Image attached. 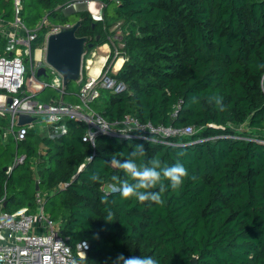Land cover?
Returning <instances> with one entry per match:
<instances>
[{
    "label": "trees",
    "instance_id": "obj_1",
    "mask_svg": "<svg viewBox=\"0 0 264 264\" xmlns=\"http://www.w3.org/2000/svg\"><path fill=\"white\" fill-rule=\"evenodd\" d=\"M37 1L48 19L67 0ZM103 2L102 21L77 11L76 35L94 47L105 44L113 5L123 44L114 58L111 48L104 66L123 58L111 75L126 88L99 93L102 106L94 109L107 121L130 114L153 125H190L193 132L170 143L100 134L92 145L83 140L84 123L73 119L53 138L32 128L15 144L23 164L36 156L37 189L31 206L18 208L32 211L42 187L47 196L60 195L57 227L72 248L87 243V264H114L120 254L155 255L159 264H190L193 257L197 264H264V0ZM21 7L22 20V0ZM0 9L12 18V0H0ZM39 31L46 28L36 40ZM67 85L62 97L74 95ZM137 144L145 148L138 162L158 158L187 169L179 188L165 181L163 204L120 194L121 180L133 178L119 165ZM9 165L0 169L6 212L14 211L15 186L26 181L12 175L20 164L6 173Z\"/></svg>",
    "mask_w": 264,
    "mask_h": 264
},
{
    "label": "built area",
    "instance_id": "obj_2",
    "mask_svg": "<svg viewBox=\"0 0 264 264\" xmlns=\"http://www.w3.org/2000/svg\"><path fill=\"white\" fill-rule=\"evenodd\" d=\"M12 2L14 28L7 31L6 26L9 23L0 18V118L6 120V125H0L3 127L0 141L11 138L17 144L25 139L30 129L36 128L39 131V127H42L39 132L42 136L53 138L65 132L66 119L84 123L86 128L83 140L89 141L92 145L95 137L100 134L170 143V139L174 137L190 135L193 132L194 128L190 125H153L150 122H141L130 114L107 121L95 111L90 102L99 96L101 88L108 89L111 93H120L126 88L122 81L111 75V72H115L114 64L117 59L104 66L109 54L95 76L85 74L83 80L81 71L76 93L79 103H66L62 99L58 102L36 100L35 94L46 87L54 88L62 95L65 86L61 75L49 66L41 55L45 45L38 50L40 51L38 55V48L33 50L31 44L38 37V29L46 28L43 34L45 44L50 33L70 24L49 25L45 15L36 28L29 29L20 18L21 0ZM81 5L93 21L103 20L105 6L103 0H67L63 4V11L68 8L76 9ZM2 43H5L4 46ZM105 44L113 48L116 57L117 49L109 37ZM90 54L91 58L96 56L94 51ZM40 66L45 67V76L51 75L50 81L37 75ZM85 66L87 68L88 60ZM22 114L31 117L32 120L19 125L18 118ZM37 123L40 125L36 126ZM24 160V154L15 153L12 163L6 168V173H10L13 167ZM81 167L82 165L79 168ZM65 185L67 183L61 186ZM5 196V192L0 194V264H87L84 261L87 243L79 241L74 248L67 243V236L59 231L52 219L44 215L39 194L35 197L39 208L35 213L30 212L26 206L12 212L2 210Z\"/></svg>",
    "mask_w": 264,
    "mask_h": 264
},
{
    "label": "rangeland",
    "instance_id": "obj_3",
    "mask_svg": "<svg viewBox=\"0 0 264 264\" xmlns=\"http://www.w3.org/2000/svg\"><path fill=\"white\" fill-rule=\"evenodd\" d=\"M22 6H23V16L22 20L24 24L27 26L29 29H34L36 26L39 24V22L42 20V18L46 14V10H44L41 6V4L37 0H22ZM113 5L111 4L108 7V14H109V19L111 20L112 24L110 27V34L109 38L113 41L114 46L116 47L117 53L119 52L120 48L122 47V37L123 33L121 30V20L114 21L113 19ZM76 12L73 13H68L65 14L63 11L62 12H56L53 15H48V24H59V22L64 23L67 20L69 23H72V21H75L77 19ZM39 38L36 40L34 43L35 47H40L42 48L44 45V35L42 32L39 31ZM5 43H2V46H4ZM38 48V49H40ZM111 50V46L107 44H102V45H97L94 48H92L90 51H88L83 59V68L85 70V65L87 64V60L91 58V52L94 51L95 54L100 55V54H109ZM39 52L37 54L39 55ZM44 55V52L41 54ZM117 55V54H116ZM113 58H114V52H113ZM121 58V57H118ZM92 60L96 59L91 58ZM123 62V58H121ZM117 62V61H116ZM122 62L120 65H122ZM26 68L28 70V64L26 63ZM120 68V67H119ZM85 74V71H84ZM41 79H45L47 81H50L51 75L48 74L47 76H41ZM78 91V84L77 82H71L67 85L66 92H72L74 93L73 96L71 95H64L62 97L61 93L58 90H52L51 88H46L45 90L41 92H37L35 94L36 100L43 101V102H50L51 100L54 102H58L59 100H63L66 103H79L80 100L76 96V93ZM100 93L102 96L107 97L111 92L108 89L101 88ZM97 98L92 100L90 102L91 107L94 109L99 110V106L101 105L102 101H98L96 103ZM98 104V105H97ZM102 106V105H101ZM95 110V109H94ZM96 111V110H95ZM6 120L4 118H0V125H5ZM36 126L40 125L39 123L35 124ZM39 127V132H40ZM3 127H0V132L2 131ZM18 150L19 153H21L20 149H16V144L14 141L9 138L6 141H0V169L3 168L4 166L11 164L13 161V155L14 153ZM34 161H36V156L33 158H28L26 162L23 164H20L18 167H16L12 173L13 177H19L23 176L25 177L26 181L21 183L20 185H16L14 190V198L11 200L9 203V208L11 210H15L21 205H27L31 206L29 204L32 203L34 193L36 192V186L35 183L37 182L38 179V173H37V166L34 164ZM12 187H9V192H11ZM41 193L43 199V206L42 210L45 216L49 217L55 222V225L57 226L61 221L59 220L58 216V209H59V200H60V195H49L47 196V193L41 188ZM39 210L37 203L35 202V208H33L32 211L30 212H37Z\"/></svg>",
    "mask_w": 264,
    "mask_h": 264
},
{
    "label": "clouds",
    "instance_id": "obj_4",
    "mask_svg": "<svg viewBox=\"0 0 264 264\" xmlns=\"http://www.w3.org/2000/svg\"><path fill=\"white\" fill-rule=\"evenodd\" d=\"M217 103H220L219 99H217ZM144 151V146L137 144L130 153V158L120 163L119 166L133 178L131 182L127 179L121 180L120 194L124 198L135 197L140 202L150 200L157 204H163L165 181L172 189L179 188L187 176V169L180 162L162 164L158 158H152L147 162L143 160L138 162L137 157H143ZM101 199L106 200L107 196H103ZM114 264H159V259L155 255L125 257L120 254Z\"/></svg>",
    "mask_w": 264,
    "mask_h": 264
},
{
    "label": "water",
    "instance_id": "obj_5",
    "mask_svg": "<svg viewBox=\"0 0 264 264\" xmlns=\"http://www.w3.org/2000/svg\"><path fill=\"white\" fill-rule=\"evenodd\" d=\"M73 10L75 9L68 8L64 13L68 14ZM78 10L85 8L81 5ZM80 24L81 20L78 19L68 26L61 27L59 31L50 33L45 41L44 61L61 75L64 86L69 82H78L83 67V56L87 49L94 48V42L89 37L76 35ZM37 75H46L44 66L37 69ZM31 120V117L22 114L19 115L18 124L24 125ZM190 264H197L196 257L191 259Z\"/></svg>",
    "mask_w": 264,
    "mask_h": 264
},
{
    "label": "crops",
    "instance_id": "obj_6",
    "mask_svg": "<svg viewBox=\"0 0 264 264\" xmlns=\"http://www.w3.org/2000/svg\"><path fill=\"white\" fill-rule=\"evenodd\" d=\"M10 11H11V9H10ZM76 11H79L78 10V7L75 9V10H73V11H71L70 13H73V12H76ZM12 12H13V14H12V18H5V17H2V15H0V18L1 19H3L4 20V22H7V23H9L7 26H6V28H7V31L8 30H12L13 28H14V26L12 25V23H13V20H14V11H13V2H12ZM3 12H2V9H0V14H2ZM67 14V13H66ZM25 25V24H24ZM38 26V25H37ZM36 26V27H37ZM45 45V44H44ZM36 48H40V47H36ZM39 49H37V51H38ZM107 56V54H100V55H98L97 54V56H96V58L97 57H102V58H104V60H105V57ZM93 58H95V57H93ZM104 60L102 59L101 60V62H100V65H99V67L101 68V66H102V63L104 62ZM121 65H119L118 67H115V69H114V71H116V69H118L119 67H120ZM85 67V74H86V76H95V74H91L90 73V71L88 70V66H87V68H86V66H84ZM6 125V124H5Z\"/></svg>",
    "mask_w": 264,
    "mask_h": 264
},
{
    "label": "bare ground",
    "instance_id": "obj_7",
    "mask_svg": "<svg viewBox=\"0 0 264 264\" xmlns=\"http://www.w3.org/2000/svg\"><path fill=\"white\" fill-rule=\"evenodd\" d=\"M96 56H93V57H96ZM102 59L104 60V58H102V57H97L94 60L88 59V70L90 71L91 74H97V72L100 69L99 65H100V62ZM116 61H115L114 66L118 67L121 64L122 60H121V58H117Z\"/></svg>",
    "mask_w": 264,
    "mask_h": 264
}]
</instances>
